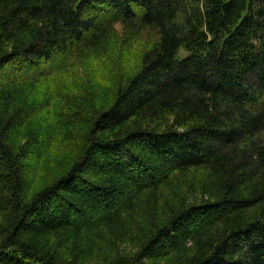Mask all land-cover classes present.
Masks as SVG:
<instances>
[{
	"label": "trees",
	"instance_id": "obj_1",
	"mask_svg": "<svg viewBox=\"0 0 264 264\" xmlns=\"http://www.w3.org/2000/svg\"><path fill=\"white\" fill-rule=\"evenodd\" d=\"M117 23L102 102L44 89ZM0 264H264V0H0Z\"/></svg>",
	"mask_w": 264,
	"mask_h": 264
},
{
	"label": "rangeland",
	"instance_id": "obj_2",
	"mask_svg": "<svg viewBox=\"0 0 264 264\" xmlns=\"http://www.w3.org/2000/svg\"><path fill=\"white\" fill-rule=\"evenodd\" d=\"M152 39L154 35L148 33L131 39L125 27L117 23L114 32L105 39L102 47L94 51H85L66 60L67 62H64L48 79L44 89L53 95H60L63 99L66 96L80 94L87 96L88 100L92 98L91 101L100 103L106 97L109 87L118 78L133 73L138 68L142 53ZM54 109H48L46 113L50 111L49 114L56 117ZM66 147L64 143L55 146L54 157L64 155ZM43 177L44 175L42 180Z\"/></svg>",
	"mask_w": 264,
	"mask_h": 264
}]
</instances>
